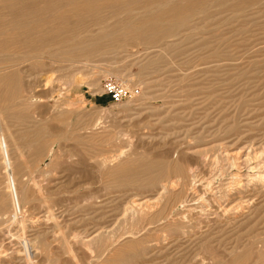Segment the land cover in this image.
Segmentation results:
<instances>
[{
  "label": "rangeland",
  "instance_id": "1",
  "mask_svg": "<svg viewBox=\"0 0 264 264\" xmlns=\"http://www.w3.org/2000/svg\"><path fill=\"white\" fill-rule=\"evenodd\" d=\"M0 144V264H264V0H0Z\"/></svg>",
  "mask_w": 264,
  "mask_h": 264
},
{
  "label": "built area",
  "instance_id": "2",
  "mask_svg": "<svg viewBox=\"0 0 264 264\" xmlns=\"http://www.w3.org/2000/svg\"><path fill=\"white\" fill-rule=\"evenodd\" d=\"M137 91L136 88L131 89L128 85L112 77L103 81L102 93L107 94L113 102L133 96Z\"/></svg>",
  "mask_w": 264,
  "mask_h": 264
},
{
  "label": "bare ground",
  "instance_id": "3",
  "mask_svg": "<svg viewBox=\"0 0 264 264\" xmlns=\"http://www.w3.org/2000/svg\"><path fill=\"white\" fill-rule=\"evenodd\" d=\"M132 31V30H131ZM159 33H161V32H158V33H154V34H152V35H158ZM150 37H156V36H150ZM98 44V43H97ZM54 139V138H53ZM30 144V143H29ZM1 145V144H0ZM7 153V152H6ZM6 164H7V162H6ZM173 183V182H172ZM9 188V187H8ZM10 189V188H9ZM221 193V192H220ZM16 201V200H15ZM171 202V201H170ZM214 202V201H213ZM133 203V202H132ZM239 206V205H238ZM18 208V207H17ZM49 208V207H48ZM130 215V214H129ZM14 226V225H13ZM25 228V227H24ZM21 232V231H20ZM22 233V232H21ZM21 238V237H20ZM24 243H25V240H24ZM23 244V243H22ZM16 253V252H15Z\"/></svg>",
  "mask_w": 264,
  "mask_h": 264
}]
</instances>
